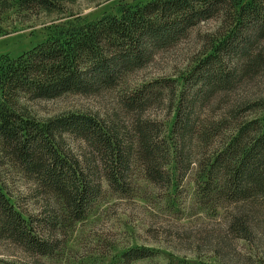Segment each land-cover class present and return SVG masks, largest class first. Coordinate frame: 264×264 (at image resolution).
<instances>
[{"label":"trees","instance_id":"trees-1","mask_svg":"<svg viewBox=\"0 0 264 264\" xmlns=\"http://www.w3.org/2000/svg\"><path fill=\"white\" fill-rule=\"evenodd\" d=\"M76 1L0 0V18L14 8L59 13ZM211 22L220 23L217 39L181 83L156 80L123 93L120 102L128 123L82 112L47 120L33 114L30 105L35 102L123 88L132 74ZM0 34H5L1 27ZM262 75L264 0L128 3L120 15L57 25L33 49L1 57L0 242H11L34 257H52L62 219L82 221L102 196L104 182L115 193L128 195L137 166L159 188L170 191L176 180L191 174L208 202H258L264 209V96L235 99ZM167 99L175 113L170 130L146 116ZM66 138L81 145L79 154ZM8 167L33 183L36 193L57 199L64 215L54 209L43 217L21 211L10 198L4 176ZM241 211L231 226L248 239L250 217ZM155 255L132 249L122 262Z\"/></svg>","mask_w":264,"mask_h":264},{"label":"rangeland","instance_id":"rangeland-1","mask_svg":"<svg viewBox=\"0 0 264 264\" xmlns=\"http://www.w3.org/2000/svg\"><path fill=\"white\" fill-rule=\"evenodd\" d=\"M152 0H77L59 13L22 12L14 8L0 18V58H12L45 42L57 25L94 21L106 14L120 15L125 4ZM220 23L211 22L194 30L178 46L161 53L143 70L132 74L118 90L97 96L69 94L51 101L30 105L40 120L74 113H90L103 119L129 122L120 97L128 88L156 80L183 81V77L210 51L217 39ZM264 96V75L243 87L237 101ZM234 100V97L232 98ZM170 101L151 108L146 116L162 121L172 129L175 113ZM260 115V112L252 117ZM67 146L80 153L81 145L66 138ZM4 175L10 198L27 215L43 217L50 209L64 215L55 198L41 196L33 183L17 169L8 167ZM176 177L179 173L175 169ZM191 174L176 180L173 187L159 188L150 183L140 166L133 173L132 191L115 193L106 182L103 194L79 222L63 220L54 239L58 249L52 257H34L8 241L0 242V261L13 264H124L122 256L132 249H148L152 258L131 264H264V209L260 203L232 205L213 203L193 182ZM240 213L250 217L248 239H241L231 223Z\"/></svg>","mask_w":264,"mask_h":264}]
</instances>
